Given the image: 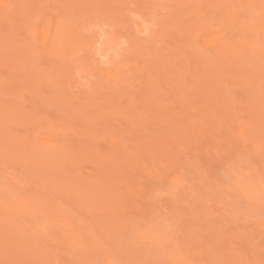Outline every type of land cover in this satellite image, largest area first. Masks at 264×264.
<instances>
[{"label": "rangeland", "instance_id": "rangeland-1", "mask_svg": "<svg viewBox=\"0 0 264 264\" xmlns=\"http://www.w3.org/2000/svg\"><path fill=\"white\" fill-rule=\"evenodd\" d=\"M0 264H264V0H0Z\"/></svg>", "mask_w": 264, "mask_h": 264}]
</instances>
